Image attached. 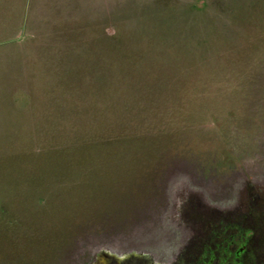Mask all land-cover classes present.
Returning a JSON list of instances; mask_svg holds the SVG:
<instances>
[{"label": "rangeland", "instance_id": "374dc122", "mask_svg": "<svg viewBox=\"0 0 264 264\" xmlns=\"http://www.w3.org/2000/svg\"><path fill=\"white\" fill-rule=\"evenodd\" d=\"M3 28L0 264H264V0H0Z\"/></svg>", "mask_w": 264, "mask_h": 264}, {"label": "trees", "instance_id": "16d2710c", "mask_svg": "<svg viewBox=\"0 0 264 264\" xmlns=\"http://www.w3.org/2000/svg\"><path fill=\"white\" fill-rule=\"evenodd\" d=\"M241 231V230H240ZM225 255V264H235V261H236V257L235 256V253H233L231 250H229L227 252V254H224ZM221 259L217 260V259H214V260H211L208 264H221L220 263Z\"/></svg>", "mask_w": 264, "mask_h": 264}, {"label": "crops", "instance_id": "0c3cea01", "mask_svg": "<svg viewBox=\"0 0 264 264\" xmlns=\"http://www.w3.org/2000/svg\"><path fill=\"white\" fill-rule=\"evenodd\" d=\"M7 3H9V1L6 2V3H4V4H7ZM32 20H33V19H32ZM30 23H32V25H33V24H34V25L36 24V23H35V20L30 21V22H29V26H30ZM7 26H8V24H7ZM31 27H32V26H31ZM31 27H30V28H31ZM0 36H12V33H9L8 31H5L4 28H3V29L0 31Z\"/></svg>", "mask_w": 264, "mask_h": 264}]
</instances>
